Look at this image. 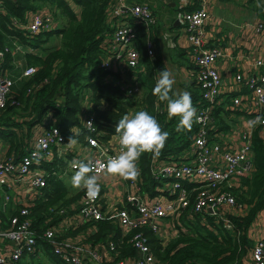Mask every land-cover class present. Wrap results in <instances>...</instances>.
Here are the masks:
<instances>
[{"label":"built area","instance_id":"obj_1","mask_svg":"<svg viewBox=\"0 0 264 264\" xmlns=\"http://www.w3.org/2000/svg\"><path fill=\"white\" fill-rule=\"evenodd\" d=\"M179 11L190 44L186 55L195 65L193 78L199 87L201 98L193 106L201 121L195 122L196 130L181 154L152 160L154 175L168 177L170 180L161 188L164 196L157 193L153 200L146 201L139 192L128 191L126 200L131 206L108 210L104 208L101 191L92 200L83 190L77 202L57 206L53 210L55 215L64 214L63 218L38 232L32 225L30 207L47 183L48 173L39 164L53 156L54 148L63 158L69 156L68 165L71 169L76 170L72 166L75 161L89 163L96 175L106 172L102 166L120 153L119 134L112 135L106 141H99L91 117L83 119L87 129L83 146L88 147V150L81 152L76 144L69 145V138L56 125L40 126L33 145L20 154L17 160L14 152H9L8 148L4 149L0 145L2 203H7V208L11 206L9 209L15 211L9 215L6 224L2 221L0 211V264H15L23 256L33 258L46 255L48 248L49 254L53 253L66 264H160L143 228L152 230L160 243L165 245L177 233L176 229L169 227V222L179 220V216L188 207L197 212L207 210L208 213L223 218L224 227H232L230 218L225 216L227 212L222 211L220 206L231 204L237 214L240 213L239 208L244 207L236 203L233 191L241 187L242 178L250 176L255 169L252 149L254 129L245 127L243 141L235 144L230 142L231 132L214 126V109L223 100L219 60L224 52L219 43H209L205 37L204 25L209 18L205 0H199L197 7H180ZM108 12L118 19V23L101 42L104 51L100 56L99 66L118 73L119 77L114 82L136 99L141 95L137 74L143 70V66L134 43L136 27L128 17L144 22L148 30L156 23V15L147 3L126 0H115ZM52 20L49 13L35 9L31 13L28 11L27 22L21 27L28 32V36H34L48 28ZM255 29L262 34L263 41L260 54L253 58V74L245 73L244 60H238V68L233 75L234 94L229 97L233 106L252 115L250 120L257 116L264 117V20H258ZM145 47L149 55L154 54L155 43L152 37L146 39ZM6 50H9L8 46L0 45V69ZM34 71L35 66H26L21 76H29ZM11 84V77L5 72L0 73V107L6 102ZM242 84L245 89H242ZM255 128L264 136V124ZM18 183H24L23 191L16 187ZM127 183L136 186V180ZM187 183L195 184L191 188L195 191L192 199ZM12 200L15 202L13 206ZM103 218H109L117 224L120 231L117 241L112 233L104 241H94L89 236L90 231L94 230V221ZM84 225L86 228L83 235L72 240L63 237L69 228L78 229ZM118 246H130L131 251L120 255ZM184 264L202 263L199 260H188ZM240 264H264V234L255 240Z\"/></svg>","mask_w":264,"mask_h":264},{"label":"trees","instance_id":"obj_2","mask_svg":"<svg viewBox=\"0 0 264 264\" xmlns=\"http://www.w3.org/2000/svg\"><path fill=\"white\" fill-rule=\"evenodd\" d=\"M114 1L0 0L2 47L7 46L6 34H14L22 41H26L29 37L23 34L27 31L21 27L27 22L28 11L46 10L51 12L55 19L61 21V24L52 30L40 31L30 36L39 35L40 39H44L53 32L61 35L58 46L42 47L43 52L25 53V66H35V71L31 75H20L21 77L17 78V74L11 76L7 73V70L12 68L10 50H6L1 62L0 73L5 72L10 76L12 84L5 104L0 107V140L7 143L8 151L15 153L16 160L30 147L29 141L33 137L35 127L38 129L40 126L54 124L66 138L72 136L76 140H82L87 133L83 119L91 117L97 138L103 142L117 134L115 126L125 114L132 112L134 116L140 110L153 115L162 130L169 133L158 159L180 152L190 143L191 135L196 130L195 122L190 131L178 132L176 128L179 118L174 117L169 120L166 102L158 101L152 92L160 72L168 70L158 48L153 55L147 53L145 42L147 38L154 37L153 26L147 30L144 22L128 17L136 27L134 43L143 66V70L137 74V80L141 84L140 97L135 99L126 94L114 82L119 74L99 66L100 56L104 51L101 42L118 23L114 18L113 22L108 21V9ZM75 4L80 6L79 13L74 9ZM262 6L264 7V4ZM258 9L263 10V8ZM38 41L40 40H36L34 47L40 46ZM30 43L32 45L31 41ZM185 53L186 49L181 50L180 56H184ZM181 86L183 90L176 91L173 87V91L189 92L193 105L201 98L196 81H188ZM233 94L234 92L229 93L225 100L216 105L214 109L216 128L229 127L227 119L222 116L223 113L225 115L229 111L242 113V109L233 106L229 100ZM225 103L227 109L223 108ZM252 149L255 169L250 176L242 178L241 187L233 191L236 203L246 207L247 210L243 214L225 212V216L232 222L231 228L224 227L223 218L216 217L207 210L192 211L189 207L179 216V220L175 221L178 232L165 245L160 243L152 230L143 228L160 264H184L188 260H199L202 264H240L244 260L253 244L247 230L257 212L264 208V137L259 133L258 128L252 133ZM54 156L53 153L51 159L39 164L48 174L50 173L47 170H52V166L58 163ZM153 159L151 153H144L137 163L139 168V177L136 179L137 192L143 197L155 196L158 193V184L169 180L166 179L168 177L154 175ZM51 176L52 173L47 176L46 185L41 188V194L30 207L32 225L38 232H42L51 223L63 218L64 214L55 215L53 210L57 206L77 202L83 191L82 189L81 192L76 193V196L73 194L69 196L68 187L61 180ZM125 181L130 182V180ZM193 185L195 184H186L191 199L195 194L191 189ZM126 205L130 206V203L126 202ZM220 209H223L222 205ZM14 212L11 209L8 212H1L4 224ZM48 218L50 220H47ZM92 225L94 230L89 234L92 240L104 241L107 235L112 233V237L117 241L119 228L109 218L94 221ZM180 226H184L186 230L181 229ZM80 227L86 228L85 225ZM118 248L121 250L120 255L131 251L130 246H118ZM49 257L55 261V264H66L53 253L49 254ZM23 263L19 259L15 264Z\"/></svg>","mask_w":264,"mask_h":264},{"label":"crops","instance_id":"obj_3","mask_svg":"<svg viewBox=\"0 0 264 264\" xmlns=\"http://www.w3.org/2000/svg\"><path fill=\"white\" fill-rule=\"evenodd\" d=\"M128 2H145L147 3L156 15V23L153 24L152 33L153 40L155 43V49L158 48V51L161 54V57L167 67V69L173 74L175 78V84L173 85L176 91L183 90L181 84L185 82L195 81L192 78V71L195 68V65L192 62L185 59V56L181 55V50L188 48L189 40L187 37V31L185 30L184 22L180 16V7L184 9H192L193 7L199 6V0H126ZM207 4V9L209 13V18L204 25V34L208 42L219 43L223 49L224 55L219 60V69L221 72L223 86H222V96L225 100L226 96L229 93L233 92V75L238 68V60H244V72L253 74L254 67L252 66L253 58L258 56L261 52V46L263 41V36L255 29V24L258 20L264 19L263 12L264 0H253V3L250 4V0H205ZM181 5V6H180ZM74 9L79 13L80 6L73 5ZM258 8H263L260 11ZM179 11V12H178ZM49 13L53 20L43 31L52 30L56 28L58 24H61V21L55 19L51 12ZM28 13V12H26ZM31 13V11H29ZM108 14V21L113 22L111 13ZM29 16V14H28ZM115 21H118L116 19ZM63 23V22H62ZM27 35V34H26ZM28 36V35H27ZM30 38V36L28 37ZM22 41L18 36L14 34H6V43L8 49L12 53L11 65L12 68L7 70V73L11 76L17 74V78L21 75L25 65V53L27 51H39L43 52L42 47H55L60 44L61 35L58 33H51L46 38L40 39L39 35H36V38L40 40V46L34 47V44L37 43L36 40L32 41ZM20 40V44L16 49L13 46V40ZM193 65V66H192ZM255 73V72H254ZM21 77V76H20ZM242 89H245L242 84ZM224 109H227V103L223 105ZM262 113H264V107L262 108ZM127 115L132 116V112H129ZM223 113L222 116L224 119H227L229 127L227 130L231 132L230 142L238 144L243 141V129L247 127L246 122L252 118V115L242 111V113H235L234 111H229L225 116ZM226 117V118H225ZM36 129L34 128L33 137L30 139V146L35 141ZM264 137V136H263ZM83 140V139H82ZM76 140V148L79 152L88 150V147L83 146L84 140ZM3 140L0 145L5 149L8 148L7 143ZM182 151L175 153L174 155L181 154ZM54 157L57 160V164L52 166V170H47L52 176L57 179H63V176L71 174L74 175L75 171L68 165V157L63 158L62 155H58L57 151L54 152ZM171 156V155H170ZM51 159V158H50ZM63 159V160H62ZM48 161V160H47ZM54 162V161H53ZM49 165V164H48ZM69 169V170H68ZM48 174V176H50ZM51 176V177H52ZM98 176L100 183V191L103 193V204L104 208L112 209L113 207H123L126 205V194L128 191L137 192L136 186L129 185L125 179L107 174V172L101 173ZM48 178V177H47ZM168 179V178H166ZM168 181L158 184L157 192L160 196L163 195L161 188H164ZM62 183L66 185L63 181ZM14 184V183H13ZM192 184V183H190ZM125 185V187H123ZM67 186V185H66ZM16 187L23 191L24 183H18ZM52 187V186H51ZM82 189H76L73 186L68 190V195H75L78 192H81ZM146 194V193H145ZM158 195V196H159ZM76 196V195H75ZM153 197H145L146 201L153 200ZM2 190L0 189V211L8 212L12 208L9 206L7 208V203H2ZM74 199V198H73ZM11 205H15V202L12 200ZM131 206V204H130ZM224 212L234 213L236 211L235 207L231 204L225 203L223 205ZM240 213L243 214L247 208H239ZM237 214V213H236ZM167 225V224H165ZM181 229L186 230L184 226H180ZM84 228L79 227L78 229H68L64 232L63 237L66 240H72L79 235H83ZM248 235L250 236L252 242L254 243L256 239L260 238L264 234V208H262L255 215L252 220L251 225L248 228ZM157 237V236H156ZM158 238V237H157ZM159 240V238H158ZM160 241V240H159ZM253 245V244H252ZM251 245V247H252ZM248 249V251L251 249ZM48 252V263L55 264V261L49 257V248L46 249Z\"/></svg>","mask_w":264,"mask_h":264},{"label":"clouds","instance_id":"obj_4","mask_svg":"<svg viewBox=\"0 0 264 264\" xmlns=\"http://www.w3.org/2000/svg\"><path fill=\"white\" fill-rule=\"evenodd\" d=\"M174 84L173 74L169 70H162L152 90L153 95L158 101L166 102L169 120L179 118L176 128L178 132L190 131L193 123L200 122L201 117L192 104L191 94L187 91L174 92ZM246 124L250 130L255 129L258 125L264 124V117L257 116ZM115 131L119 134L120 153L109 159L102 167L107 174L131 181L139 177L137 163L141 155L151 153L154 158H158L169 137V133L162 130L157 119L145 110L136 112L132 117L125 114L115 126ZM68 143L75 145L77 141L71 136ZM72 166L77 169L71 177L72 186L85 190L88 198L95 200L100 192V183L91 164L75 161Z\"/></svg>","mask_w":264,"mask_h":264},{"label":"rangeland","instance_id":"obj_5","mask_svg":"<svg viewBox=\"0 0 264 264\" xmlns=\"http://www.w3.org/2000/svg\"><path fill=\"white\" fill-rule=\"evenodd\" d=\"M249 3L252 4L253 3V0H250ZM23 34L26 36V34H28V32H23ZM35 34H37V33H35ZM28 40L35 41V40H38V38H36V37H30V38H28ZM38 42L40 43V41H38ZM19 44H20V40H18V39L13 40V46L16 49L18 48ZM184 56H185V59L188 60L186 53H185ZM192 76H193V72H192ZM70 171H75V170H70ZM72 176L73 175L68 174V175L63 176V179H62V181L67 185L68 189H70L72 187V183H71V177ZM168 225H169V227L171 229H176V232H178V227L176 226V222L175 221L174 222L173 221L172 222H169ZM46 257L48 258V255H41V256H37V257H33V258H30V257H27V256H23L21 258V260L24 262L23 264H49L48 263V259Z\"/></svg>","mask_w":264,"mask_h":264},{"label":"water","instance_id":"obj_6","mask_svg":"<svg viewBox=\"0 0 264 264\" xmlns=\"http://www.w3.org/2000/svg\"><path fill=\"white\" fill-rule=\"evenodd\" d=\"M210 209V208H209Z\"/></svg>","mask_w":264,"mask_h":264}]
</instances>
